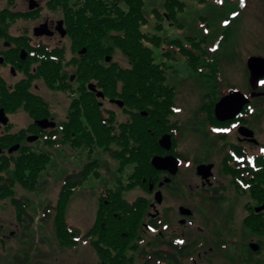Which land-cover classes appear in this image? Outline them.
<instances>
[{
    "label": "flooded vegetation",
    "instance_id": "obj_1",
    "mask_svg": "<svg viewBox=\"0 0 264 264\" xmlns=\"http://www.w3.org/2000/svg\"><path fill=\"white\" fill-rule=\"evenodd\" d=\"M84 2L87 0H0V111H4V119L8 121L4 123L0 119V162L34 157L39 153L33 151V144L45 145L48 141L57 140L63 142L73 137L69 127L73 119L70 97L79 99L84 94V88L77 82V73L67 70L66 60L82 56L81 50L74 52L75 44L88 38L81 33L78 14ZM245 2L246 0L242 1ZM256 6L257 12L252 17L254 21L244 22L246 26L241 33L251 36L250 39L258 35L263 40V46L255 54H249L247 61L255 56L264 58V0L256 3ZM108 34L104 37H108ZM96 37L91 35L90 38ZM247 61L244 84H241L242 92L225 87L223 94L219 95L222 87L216 86L217 92L214 90L203 96L201 105L195 110L189 109L183 104V100L178 99V85L167 84L166 77L165 88L173 91L162 92L161 96H164L163 100L168 98L167 104L172 113L159 122L152 118L149 124L150 131L154 128L160 131L159 146L160 140L169 135L171 148L167 150L160 146V150L152 157L153 170L148 176L130 174L126 176L125 185L121 178L116 180L121 186L114 190L105 186L97 199L95 219L86 233L70 223L68 206L89 179L78 187L70 180L71 187L67 189L66 179L80 173L69 174L58 193L57 202L48 204L43 212L42 222L47 229L52 228L50 232L55 234L54 237L46 239V244L39 241L38 247L29 243L27 252L34 257L35 264H62L67 256L64 257V254H68L69 249L77 251L86 242L96 251L94 246H99L100 240L93 227L98 219L100 201L114 196H121L124 211L131 209L135 215L133 219L127 218V222L118 226L120 229L125 227L123 236L129 245L125 255L106 259L96 251V264H213L212 253L215 249L227 250L225 240L232 229L237 231L236 235L242 230L246 233L245 229L255 234V241H247L246 247L249 249L251 243L255 242L261 246L256 255L263 256L264 209L261 212L257 209L264 206V179H259L260 173L264 171V164L255 161L264 156V79L257 83L251 81ZM45 70H52L56 75V87L53 89L42 77ZM73 76L75 80L71 81ZM220 79L215 83L222 84ZM234 90L249 97L250 103L234 119L221 122L216 117L215 106ZM87 92L96 97L97 104L102 106L108 103L117 110L120 109L112 103L113 99L107 101L98 98L89 89V84ZM253 94L258 96L252 97ZM39 102L43 107L38 106ZM164 105L160 99L156 100L151 103L150 111L142 113L143 117L150 118L154 107L162 108ZM108 111L118 117L113 110ZM44 121L46 123L43 125L47 127L40 124ZM132 122L134 123L133 117ZM242 128L253 131L254 136H250V131L244 136ZM192 134L193 137L186 141V145L182 144ZM33 139L36 140L31 142ZM67 145L68 142L57 144L54 154ZM14 146H19V149L10 153ZM46 151L40 154H53ZM155 157L174 158L177 164L170 167V170H158L152 165ZM202 166H213L210 177L205 178L199 174ZM238 171L239 176H233ZM219 173L226 183L217 176ZM139 179L144 181V187L137 184ZM73 187H77L78 191L70 194ZM138 187L146 194H137L133 201L125 198L126 193ZM117 189L121 191L117 193ZM62 194H70L66 207L61 203L66 200V196L63 197ZM241 197L248 201L240 207L243 218L238 224L231 210L235 202L240 204ZM24 198V202L19 200L24 209L21 217L16 205L11 202L16 213L13 219L16 230L9 231L5 229V224L0 225L2 252L5 248L11 249L7 243L11 237L19 240L18 245H24L34 226L36 219L32 215L31 203ZM207 207L209 210L218 208L222 211V219L209 215ZM110 219L105 215L103 224ZM212 222L219 223L220 228H216ZM223 224H228L230 230H225ZM9 226L13 229L12 224ZM117 245L113 244L115 247ZM67 257L74 264L84 263L78 262L73 255Z\"/></svg>",
    "mask_w": 264,
    "mask_h": 264
},
{
    "label": "trees",
    "instance_id": "obj_2",
    "mask_svg": "<svg viewBox=\"0 0 264 264\" xmlns=\"http://www.w3.org/2000/svg\"><path fill=\"white\" fill-rule=\"evenodd\" d=\"M199 1L206 2V0ZM81 6L78 12L81 33L88 38L76 43L74 52L78 50L82 52L84 49H87V52L83 56L77 55L74 60H66V65L68 71L77 73V82L84 88V94L77 100L70 97L73 119L69 127L73 137H69V140L62 143L69 142L75 149H87L91 155L103 150L118 160L121 172L129 167L132 170L131 174L135 176H148L153 170L152 157L160 150L158 139L161 136L157 128L150 131L149 121L154 118L156 122H159L172 113L167 104L168 98L163 100L164 96H161V93H170L173 89L165 88V64L156 61L155 50L165 46L171 47L175 50L174 53L185 58L190 70L199 76H203L205 72H218L220 64L216 55L213 54L215 51H211L209 43L202 37H189L186 42L169 41L167 38L163 39L159 35L145 32L143 28L150 24L144 11L146 0H87ZM165 10H167L169 20L180 25L178 18L180 14L186 12V2L166 0ZM155 13L162 18L158 11ZM230 20L229 18L228 21ZM155 28L159 32L163 31L161 25ZM108 32L112 33L108 34ZM228 32L229 30L222 35V40ZM105 34H108V37L105 38ZM91 35L97 37L91 39ZM174 53L169 51L162 56L171 58ZM118 54L125 57L129 64L128 67L121 66L113 59L107 62L109 56L114 58ZM51 71L45 70L42 77L53 89L56 87V75ZM88 84H94L98 92H103L105 100L113 99L124 102L125 105L121 112L126 115V120L119 122L117 115L105 109V104L102 106L97 104L96 97L87 92ZM159 99L165 104L164 107L156 106L150 118L143 117L142 113L150 111L151 103ZM38 106L43 107V104L39 102ZM46 145L54 148L57 141H48ZM256 159V163L264 164V156ZM51 160V155L45 153L0 162V173L6 170L7 174V176L0 177V198H11L20 217L24 209L19 204V199L15 197L16 186L35 190ZM100 165L99 160L91 161L80 174L69 176L65 181V187L67 189L71 187L70 180L78 187L91 176L99 178L100 172L96 168ZM239 174V171L234 172L233 176L238 177ZM259 179H264V171L260 173ZM137 184L145 186L141 179ZM77 187H73L69 193L73 194L78 191ZM119 191L121 190L117 189V193ZM69 195L66 196L64 203L61 202L65 207ZM120 200L121 196H114L103 198L100 201L98 219L93 227L98 232L100 245H95L94 249L104 259L125 255L129 245L123 236L125 227L120 229L118 226L127 222V218L133 219L135 215L131 209L124 211ZM105 215L111 219L103 224ZM60 231L62 232V229ZM62 237L65 239V236ZM113 244L118 245L115 247ZM247 252L251 260H244V262L257 264L252 252L250 250Z\"/></svg>",
    "mask_w": 264,
    "mask_h": 264
},
{
    "label": "rangeland",
    "instance_id": "obj_3",
    "mask_svg": "<svg viewBox=\"0 0 264 264\" xmlns=\"http://www.w3.org/2000/svg\"><path fill=\"white\" fill-rule=\"evenodd\" d=\"M183 1L186 2V12L179 15L178 21L180 25H178L168 18L167 10H165L166 0H146L144 11L150 24L145 26L143 30L152 35H159L163 39L167 38L169 41L180 40L186 42L189 37H202L209 43L211 51H215L213 54L216 55L220 68L216 73L205 72L203 75L208 76L206 77L199 76L190 70L186 64L185 58L174 53L175 50L171 47L165 46L162 47V49L155 50L156 61L165 64L166 77L168 78L167 84H177L178 99L180 98L183 100V104L189 109L195 110L201 105L203 96L214 90L217 92L218 89L216 86H218V88H220V86L222 87L219 89V95L223 94V89L225 87L231 89L236 88L242 92L241 84H244V74L246 72L248 55L255 54V52L261 50L263 40L258 35L250 39L252 38L251 36L244 35L241 32L244 31L246 26V24L244 26V22H249L250 20L254 21L252 17H254L257 12L256 3L262 0H246L245 3H242L244 0H206V2L203 3L199 0ZM156 11L161 14L162 18L156 15ZM229 18L231 19L230 21H228ZM159 25L163 26L162 32H159L155 28ZM227 30H229L228 34H226L225 39L222 40V35L225 34ZM168 50L174 53V56H171V58L163 57L162 54L169 52ZM113 60L119 62L123 67L129 66L128 61L121 54H118ZM211 76L213 77L211 78ZM219 79L222 81V84L215 83L219 81ZM105 109L113 110L118 114L119 122L126 120V115L121 112V109L117 110L112 104L105 103ZM191 137H193V134L186 137L182 141V144L186 145V141L191 139ZM60 143H62V141L57 140V144L59 145ZM32 147L33 151H37L39 154L46 150L53 152L57 148L49 147L41 143L33 144ZM184 148L186 147L184 146ZM49 155L52 157L51 163L41 176L40 183L35 190L16 186L15 197L22 202L26 201L24 197L28 199L27 202L30 201V208L31 211H33L32 215H34L36 221L30 230L31 232L28 233L24 245H18L19 240L11 237V240L7 242L11 249L5 248L4 252H2L0 248V264H35L34 257L27 252L30 246L29 243L35 246L37 245L38 247L39 241L46 244V239L52 236L54 237L55 234L50 232L52 228L50 227L47 229L46 224L42 222L43 212L48 204H55L57 202L58 193L64 186V181L69 174L80 173L91 161L99 160L101 162L100 167L96 168L97 171L100 172V177L91 176L80 191L70 200L68 206L70 207L68 212L70 223L77 229L86 233L95 219L99 193L103 192L105 186L112 190L121 186V184L116 181L117 179L123 178L121 182L125 185L127 183L126 176L130 175L132 172L129 167L121 172L119 170L120 165L118 160L112 158L111 154L105 153L103 150H99L91 155L87 149L72 148L70 143L66 147H63L58 153L54 154L53 152V154ZM189 167L192 168L191 165H189ZM2 175L7 176L6 172L1 174L0 177ZM217 176L222 182L226 183L221 173ZM137 194L144 195L146 192L138 187L132 192L126 193L125 198L129 201H133ZM240 199V204H238V201L235 202L231 210L232 213L235 214V221L238 222V224H240L243 218V210H241L240 207L248 201L245 197H241ZM11 202V198L9 197L0 198V225L5 224V229L14 231L16 230V222H14L13 219L16 213L15 210L12 209ZM207 212L216 219H222L224 215L218 208L209 210L207 207ZM10 224L13 225V229L10 228ZM48 224H51V222ZM214 224L216 228H220L219 223ZM223 226H225V230H230L228 224H223ZM244 231L246 233H243L242 230L240 234L236 235L237 231L232 229V231L228 233L230 235L226 237L225 240L228 248L224 251L214 250V253L211 255V257H213V264H246L244 260H251L247 252L249 249L246 247V242L251 239L255 241V234L249 233L246 229ZM18 232L20 233L19 230ZM44 249L43 247V250ZM72 250L69 249L68 254H64V257L66 255H69V257L73 255V258L78 260V262H84L85 264L97 263V252L93 250L88 242L79 247L77 251ZM69 252L71 253L69 254ZM67 256L64 259L65 262H62V264H74ZM253 259L257 264H264V254L263 256H259L253 253Z\"/></svg>",
    "mask_w": 264,
    "mask_h": 264
},
{
    "label": "water",
    "instance_id": "obj_4",
    "mask_svg": "<svg viewBox=\"0 0 264 264\" xmlns=\"http://www.w3.org/2000/svg\"><path fill=\"white\" fill-rule=\"evenodd\" d=\"M87 52V49H84L81 52V55H85ZM112 57L109 56L107 58V62H111L112 61ZM248 70L251 74V81L253 83H257V81L264 79V58L261 57H251L248 61ZM75 80V76L71 77V81ZM89 89L92 92H95L97 94L98 98H102L105 99V95L103 92H98L96 86L94 84H90L89 85ZM258 94H253L252 97H257ZM112 103L118 105L120 107V109H122L125 105L124 102H121L119 100H112ZM250 103V99L247 96H244L241 92L238 91H231L230 94L226 95L223 97V99L218 102L215 106V110H216V117L219 121L224 122L225 120H230V119H234L235 116H237L238 114H240L244 108L246 107V105H248ZM146 114V113H145ZM0 119L3 120L4 123H7L8 121L6 119H4V111H0ZM44 123H46V121L41 122L40 124L43 127H47V125H43ZM242 134L244 136H246L248 133V129L242 128L241 129ZM251 134L250 136H254L253 131H250ZM36 139L30 140L31 142L35 141ZM160 146H162L164 149L169 150L171 148V137L168 136H164L161 140H160ZM19 149V146H14L11 148L10 153L13 151H16ZM1 152V149H0ZM1 154V153H0ZM176 161L174 158H162V157H155L153 159L152 165L155 169H160V170H170V167L176 165ZM213 169V166H202L199 169V174L202 175L205 178H208L211 176V171ZM264 209V206H262V208L257 209L258 212H261ZM250 251L254 254L260 252L261 250V246L258 244H255V242H252L250 247H249Z\"/></svg>",
    "mask_w": 264,
    "mask_h": 264
}]
</instances>
